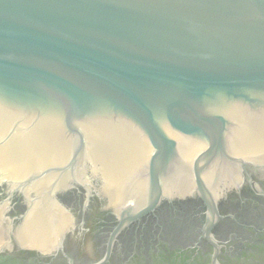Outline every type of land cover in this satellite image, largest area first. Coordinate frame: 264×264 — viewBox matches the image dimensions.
I'll use <instances>...</instances> for the list:
<instances>
[{"label": "water", "instance_id": "95a60500", "mask_svg": "<svg viewBox=\"0 0 264 264\" xmlns=\"http://www.w3.org/2000/svg\"><path fill=\"white\" fill-rule=\"evenodd\" d=\"M251 160L264 165V0H0L1 221L21 193L14 218L52 247L69 222L57 195L80 184L119 219L104 264L124 225L197 195L219 264L218 201ZM165 237L170 264L191 261Z\"/></svg>", "mask_w": 264, "mask_h": 264}, {"label": "flooded vegetation", "instance_id": "af4514ba", "mask_svg": "<svg viewBox=\"0 0 264 264\" xmlns=\"http://www.w3.org/2000/svg\"><path fill=\"white\" fill-rule=\"evenodd\" d=\"M231 164L236 165L234 162ZM238 166L243 179L240 184L226 189L219 199L218 211L222 217L211 229V234L220 245L217 254L219 264L238 261L239 256L243 259L242 252H245L246 246L239 249L226 246V243L240 233L242 228L247 230L251 227L242 219L248 217L244 214L257 211L264 213V165L255 164L251 160ZM2 195H8L5 185L0 186ZM57 198L69 222L64 225L54 245L42 250L32 245L24 247L26 245L22 246L17 238L15 232L26 221L14 217L24 214L28 208L23 195L13 192L5 210V215L11 221H0L1 229L8 230L1 238L0 255H9L11 260L22 262L19 264H94L100 261L106 254L110 236L119 221L108 203V197L96 192L88 194L84 186L75 184L61 189ZM160 202L154 210L131 220L117 232L104 264H170L171 258H176L175 253H170L174 248L169 246L173 244L169 242V236L174 234L182 238L179 240L183 245L181 251H192L191 261L186 259L184 263L195 264L198 261V264H206L209 256L212 264L214 249L202 231L205 218L202 199L197 195H185L165 198ZM177 210L181 213L190 212L197 219L194 234L188 231L184 235L183 229L169 225L167 220L174 218ZM165 236L169 237L168 247H161L166 242L163 239L167 238ZM178 258L182 261L181 255Z\"/></svg>", "mask_w": 264, "mask_h": 264}, {"label": "rangeland", "instance_id": "374dc122", "mask_svg": "<svg viewBox=\"0 0 264 264\" xmlns=\"http://www.w3.org/2000/svg\"><path fill=\"white\" fill-rule=\"evenodd\" d=\"M246 208L248 209V207ZM245 215L248 217L242 219L245 223L250 224L249 226L251 227L247 230L242 228L240 233L234 236L229 243H226V246H236L239 249L241 246H246L247 249L242 252L243 259L239 256L238 261H232L230 264H264V213H258L257 211L256 213ZM256 229L260 231L258 232ZM1 243L2 241L0 240V245Z\"/></svg>", "mask_w": 264, "mask_h": 264}, {"label": "bare ground", "instance_id": "6f19581e", "mask_svg": "<svg viewBox=\"0 0 264 264\" xmlns=\"http://www.w3.org/2000/svg\"><path fill=\"white\" fill-rule=\"evenodd\" d=\"M7 233L8 230L1 229L0 227V240L3 235ZM16 235L22 245L36 246L42 250L50 246V239L47 231L30 222H24L22 228L16 232Z\"/></svg>", "mask_w": 264, "mask_h": 264}, {"label": "trees", "instance_id": "16d2710c", "mask_svg": "<svg viewBox=\"0 0 264 264\" xmlns=\"http://www.w3.org/2000/svg\"><path fill=\"white\" fill-rule=\"evenodd\" d=\"M208 259H207L206 264H211L209 256H208ZM19 263H22V262H20L19 260H11V256L9 255H0V264H19Z\"/></svg>", "mask_w": 264, "mask_h": 264}]
</instances>
